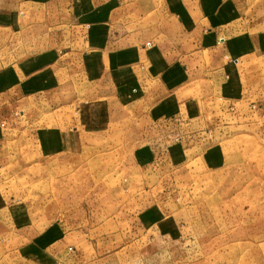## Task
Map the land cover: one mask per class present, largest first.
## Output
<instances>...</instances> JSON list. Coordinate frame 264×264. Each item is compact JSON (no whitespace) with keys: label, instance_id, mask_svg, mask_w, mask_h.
I'll return each instance as SVG.
<instances>
[{"label":"rangeland","instance_id":"rangeland-1","mask_svg":"<svg viewBox=\"0 0 264 264\" xmlns=\"http://www.w3.org/2000/svg\"><path fill=\"white\" fill-rule=\"evenodd\" d=\"M68 28L63 37L52 33L61 47L78 37ZM21 38L19 48L7 49L9 59L43 48L38 37L30 45ZM183 86L175 97L166 89L110 115L98 108L100 120L111 121L100 137L56 155L40 154L9 126L0 127V203L9 205L0 209V263L76 264L69 257L73 244L63 260L49 263L31 249L45 247L50 238H43L55 227L89 243L93 264H264V99L242 105L246 114L236 119L238 104L227 101L236 97H225L231 90L224 94L198 79ZM59 94L71 104L67 116L77 99L85 100L75 89ZM185 100L191 108L181 106V114L193 109L203 118L195 125L212 137L177 154L169 145L180 129L167 121ZM90 261L86 254L77 264Z\"/></svg>","mask_w":264,"mask_h":264},{"label":"crops","instance_id":"crops-1","mask_svg":"<svg viewBox=\"0 0 264 264\" xmlns=\"http://www.w3.org/2000/svg\"><path fill=\"white\" fill-rule=\"evenodd\" d=\"M69 26L78 37L64 40L68 48H63L52 33L63 37ZM20 37L29 45L38 37L43 48L9 59L7 49L19 48ZM193 79L224 94L231 90L225 97H236L227 100L238 104L236 119L246 114L242 105L261 104L264 0H0V127L9 126L40 154L78 150L110 125L111 110L129 109L166 89L165 95L175 97ZM69 89L85 98L77 99L82 105L74 106L73 116L65 113L71 104L59 98ZM103 98L113 102L104 105ZM185 102L172 107L166 122L180 129L169 145L172 153L200 147L212 137V130L195 125L203 118L193 109L181 114V106L191 108L190 100ZM98 108L110 112L106 120L97 116ZM8 206L0 203V209ZM12 218L14 232L20 231L23 222L14 228ZM4 223L0 215L1 233ZM59 230L50 227L43 238L50 242L31 249L49 263L63 260L73 244L71 260L83 262L87 254L93 264L89 243Z\"/></svg>","mask_w":264,"mask_h":264}]
</instances>
